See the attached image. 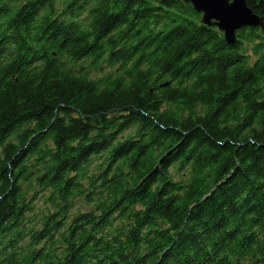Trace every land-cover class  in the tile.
<instances>
[{
    "label": "trees",
    "instance_id": "trees-1",
    "mask_svg": "<svg viewBox=\"0 0 264 264\" xmlns=\"http://www.w3.org/2000/svg\"><path fill=\"white\" fill-rule=\"evenodd\" d=\"M0 264H264V28L0 0Z\"/></svg>",
    "mask_w": 264,
    "mask_h": 264
},
{
    "label": "water",
    "instance_id": "water-1",
    "mask_svg": "<svg viewBox=\"0 0 264 264\" xmlns=\"http://www.w3.org/2000/svg\"><path fill=\"white\" fill-rule=\"evenodd\" d=\"M202 14V23L217 27L228 44L235 45L237 32L245 28H264V17L253 12L247 0H184Z\"/></svg>",
    "mask_w": 264,
    "mask_h": 264
}]
</instances>
